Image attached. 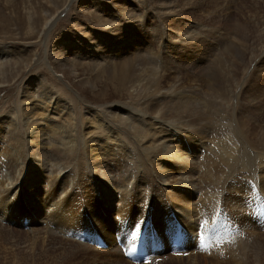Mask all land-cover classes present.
<instances>
[{
    "label": "rangeland",
    "instance_id": "374dc122",
    "mask_svg": "<svg viewBox=\"0 0 264 264\" xmlns=\"http://www.w3.org/2000/svg\"><path fill=\"white\" fill-rule=\"evenodd\" d=\"M117 8L122 15H145L144 25L141 21L138 22L139 26L136 25L140 31H133L137 32L135 39L139 42L141 54L146 58L141 59L144 61V70H147L141 77L142 84H145L142 88L145 90L139 96L119 95L114 91V84L104 85L107 81L106 75L96 77L98 70H109L112 65L123 61V54L114 50L107 52L106 49L91 55V48L89 59L87 54L83 53L85 42L79 41L88 40L85 37L91 35L92 30L100 29L104 32L101 33L103 36L107 30L102 25L103 18L120 25L115 19L117 14L114 10ZM55 16L57 23L45 39L44 24ZM127 27L128 25L121 29L130 34L126 31ZM120 31L118 29L117 34ZM59 40H67V47L77 43L83 46L81 49L78 48L80 45L76 46L78 54L75 53V48L66 49L62 46V53L58 55L62 59L66 54L65 58L68 56L69 60L61 61L54 55L58 50L54 51ZM0 53L11 56L6 69L0 70V119L7 115L23 113L21 100L24 96V86L37 76L45 75L49 83L75 105L78 117L77 131L80 135L79 153L84 149V125L88 109L102 110L110 103L118 102L133 109L142 108L144 103L156 108L158 93L152 94L151 91L156 86L171 87L173 93L181 92L185 98H198L200 110L204 111L202 123L208 130V136L204 137L205 149L210 148L214 142L212 131L222 130V121L226 124L229 120H237L238 133L241 136L246 134L244 137L255 150H264V0H0ZM154 69L160 73L155 74ZM105 88L108 89L102 96V89ZM149 100L155 101L151 103ZM169 100L164 101L167 103ZM158 108L162 110L161 116L165 114L164 119L169 124L180 123L178 117L168 112L164 104ZM25 130L23 127L26 135ZM86 131H91L94 136L99 137L104 129ZM123 136L136 148L145 163V157L135 138L128 132ZM246 150L251 151L248 146ZM239 157L242 159V156ZM252 157L254 160H250ZM245 159L249 162L248 166H244L241 171L235 169L231 178H222L216 185L212 186L204 176L200 177L203 182L198 186V201L208 203L202 198L209 194L217 199L213 203L217 206V211L221 208L220 220L217 223L206 216L207 210L195 218L197 227L207 234V245L200 242L194 249L185 245L160 250L152 239H162L165 235L164 231H159V222L155 221L158 212L155 208H159L163 203L159 205L158 202H149L147 206L145 193L142 196L135 195L130 203L126 204L124 212L122 207L107 211L96 200L98 197L93 188L84 186L82 190L74 189L75 196L65 205L68 216L63 217L60 214L59 218L58 214H51L50 218L53 220L46 225H42V220L37 222V226H33L34 224L22 221L25 218L18 222L20 217L8 219L6 216L4 219L0 216V264H264V232L258 226L257 216L245 207V199L251 192L249 179L254 181L255 188L260 191L257 184L261 175L258 180L255 177L256 162H260L254 152H250ZM2 161L0 159V173L4 168L9 170V161ZM202 170L203 172L199 170L198 174L205 173L208 178L211 172L215 173L214 168L212 171ZM118 179L116 178V181ZM225 179H228L227 183L223 182ZM224 183L226 185H223ZM23 187L26 189L25 185H22L21 191ZM260 192L264 194L263 190ZM6 201L7 198H4L0 206L6 208ZM24 202L25 199L21 197V206L29 208ZM85 205L88 206L83 208ZM89 206H97L101 211L97 214L94 211L89 213ZM144 207L148 209L149 222L142 242V262H135L129 257L126 258L120 251L116 245V236L130 246L137 242L138 235L135 241L133 240L139 216L135 212ZM209 208L212 211V208ZM221 215L226 225L222 222ZM204 218L208 219L210 225L201 227V220ZM47 221L46 219L44 222ZM261 223L264 227V219H261ZM92 228L101 233L107 247L100 248L85 241L84 234L81 235L82 231L91 232ZM88 239L94 244L100 242L92 236ZM222 239L226 242H222Z\"/></svg>",
    "mask_w": 264,
    "mask_h": 264
},
{
    "label": "bare ground",
    "instance_id": "6f19581e",
    "mask_svg": "<svg viewBox=\"0 0 264 264\" xmlns=\"http://www.w3.org/2000/svg\"><path fill=\"white\" fill-rule=\"evenodd\" d=\"M114 12L117 14L115 19L120 25L110 23L106 18H103L101 20L102 25L107 28L103 36L101 33L104 32H101L100 29L92 30L91 35L85 37L88 40L80 39L79 41L80 43L85 42L86 48L83 53L87 54L88 58L91 48L93 49L91 55L96 51L106 49L107 52L114 50L123 54L124 58L121 59H124L123 61L114 62L118 64L112 65L113 67L109 70H98L96 77L106 75L107 81L104 85L114 84V91L119 95L139 96L145 90L142 88L145 84H142L141 77L147 70H144V61L141 59L146 60V58L141 54L139 42L135 39L137 32L133 33V31L139 29V27L136 28V25H140V23L138 24L139 21L144 25L145 15L141 16L138 13L122 15L118 8ZM56 23V16L45 22V39ZM126 25H128L126 31L130 34L124 33L121 29L126 28ZM118 29L121 31L117 34ZM93 36L94 39H92ZM77 38L79 39V37ZM67 43V40H59L57 46L54 44L56 46L54 51L58 49L54 52L56 59L69 60L68 56L65 58L66 54L62 59L58 55V53H62V46L66 49L75 48V53L78 54L76 46L80 44L77 43L73 46L71 44L67 47L65 46ZM130 44L131 46H129ZM81 46L83 45L78 46V48L81 49ZM10 57L0 53V70L6 69ZM94 63L97 64L98 62ZM154 72L157 74L159 71L154 69ZM148 78L152 77L149 75ZM47 79L45 75H39L24 86V96L21 100L23 113L7 115L0 119V159L4 162L9 161V170L4 168V171L0 173V205L3 204L2 200L7 198L6 208L0 206L1 218L5 219L6 216L8 219L20 217L18 222L25 218L22 221H26L30 225L34 224L33 226H37V222L42 220V225H46L52 219V217L50 218L51 214H58L59 218H61L60 214L63 217L68 216L65 205L72 201L75 196L74 191L82 190L84 186L93 188L98 197L96 200L107 211H113L115 207H122L124 212L127 208L126 204H129L135 195L142 196L146 193L145 202H147V206L149 202H158L159 205L163 203L159 208L154 207L158 209L155 221L160 224L159 231L165 233L162 239H155V237L152 239L160 247V250L185 245L192 249L200 244L197 237V232L200 229L195 221L196 216L208 211L206 216L212 220V213L217 212V206L213 204L217 200L216 197L207 194L202 199L208 203L198 201L200 197L198 186H201L203 182L200 177L204 176L212 186L216 185L220 183L222 178H231L235 169L241 171L244 166H248L249 162L245 158L249 156L250 152H254L260 162H256L255 177L257 180L261 178L257 185L260 191L263 190L264 192V150H255L254 146L244 137L246 134L241 136L238 133L239 123L237 120L236 122L229 120L226 124L222 121L220 126L222 130H211L215 143L213 142L212 146L207 148L209 150L205 149L204 137L208 136L206 135L208 130L206 125L204 126L202 123L204 111L200 110L197 97L185 98L181 92L173 93L171 87H161L163 88L161 89L156 86L151 90L152 94L158 93L156 97L160 99L156 101V108L144 103L142 108L133 109L125 103L118 102L117 104L110 103L102 110L95 107L92 110L88 109V116L84 125L86 138L84 149L83 152L79 153L78 140L80 135L77 131L78 117L75 105L71 99L55 89V86L53 87ZM60 79L64 80L65 78ZM150 85L152 84L150 83ZM150 87L152 89V86ZM107 89H102V96ZM172 97L175 98L169 100ZM164 100L169 101L165 103ZM163 104L168 112L178 117L180 123L169 124L164 119L165 114L161 116L162 110L158 107ZM23 127L26 129V135ZM86 129L92 131L104 129V132H100L101 135L96 137ZM126 132L135 138L137 145L142 150L141 153L145 157V163L142 162L143 160L139 157L136 148L132 147L123 136ZM246 146L251 151L246 150ZM203 149H205L204 152H202ZM239 156H242V159ZM254 157L250 160H254ZM213 168L215 173L211 172L208 175L209 178L206 177L205 173L198 174L199 170L202 173V169L212 171ZM227 180L225 179L223 182L227 183ZM22 185H25L26 189L23 187L21 191ZM21 197L25 199L24 203L29 208L25 209L21 206ZM235 200L237 199L235 198ZM219 203L216 204L219 206ZM87 206L85 205L83 208ZM209 207L212 208V212H210ZM171 209L175 214L174 217L185 226L184 233L179 239L175 235L172 218L169 217ZM90 211L97 214L101 209L97 206H89L88 212L91 213ZM147 211L148 209L144 207L135 212L139 215L136 227L138 232H145L147 224L143 221L140 222V220L144 214H148ZM46 219L48 221L44 222ZM223 241L225 240L222 239Z\"/></svg>",
    "mask_w": 264,
    "mask_h": 264
},
{
    "label": "snow or ice",
    "instance_id": "6c2138e0",
    "mask_svg": "<svg viewBox=\"0 0 264 264\" xmlns=\"http://www.w3.org/2000/svg\"><path fill=\"white\" fill-rule=\"evenodd\" d=\"M137 235H138V230H137V232L133 233V239H135Z\"/></svg>",
    "mask_w": 264,
    "mask_h": 264
}]
</instances>
